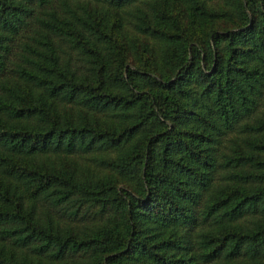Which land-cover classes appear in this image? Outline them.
<instances>
[{
  "label": "trees",
  "instance_id": "16d2710c",
  "mask_svg": "<svg viewBox=\"0 0 264 264\" xmlns=\"http://www.w3.org/2000/svg\"><path fill=\"white\" fill-rule=\"evenodd\" d=\"M0 264H264V0H0Z\"/></svg>",
  "mask_w": 264,
  "mask_h": 264
},
{
  "label": "rangeland",
  "instance_id": "374dc122",
  "mask_svg": "<svg viewBox=\"0 0 264 264\" xmlns=\"http://www.w3.org/2000/svg\"><path fill=\"white\" fill-rule=\"evenodd\" d=\"M90 7L95 8V6L91 3ZM98 10L102 11L103 13H107L108 11H110L109 7H104V6H100L99 8L97 7ZM118 16L115 17V14H113L111 16V18H116V19H121L124 21V27H123V34L128 36L127 38L130 39H138L141 43L145 42L147 39L141 36H138V34H136L134 32V30L131 28V26H129L128 22V16H127V10L125 11H121L117 14ZM127 23V24H126ZM149 42V44H153V42L151 40H147ZM62 160V159H61ZM65 161H67L70 163V165H74L75 167H79L81 169H83L84 171H89V172H96L97 168L94 166V163L92 162V158L90 156L84 157V156H71V157H67L64 159Z\"/></svg>",
  "mask_w": 264,
  "mask_h": 264
}]
</instances>
